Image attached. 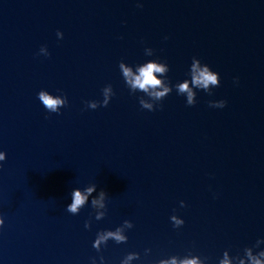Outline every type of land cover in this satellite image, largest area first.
I'll return each mask as SVG.
<instances>
[{
    "label": "water",
    "instance_id": "water-1",
    "mask_svg": "<svg viewBox=\"0 0 264 264\" xmlns=\"http://www.w3.org/2000/svg\"><path fill=\"white\" fill-rule=\"evenodd\" d=\"M0 264H264V0H0Z\"/></svg>",
    "mask_w": 264,
    "mask_h": 264
}]
</instances>
